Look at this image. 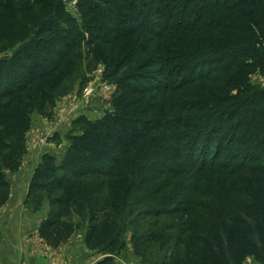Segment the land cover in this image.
Here are the masks:
<instances>
[{
  "label": "trees",
  "instance_id": "trees-1",
  "mask_svg": "<svg viewBox=\"0 0 264 264\" xmlns=\"http://www.w3.org/2000/svg\"><path fill=\"white\" fill-rule=\"evenodd\" d=\"M77 9L66 0H0V208L32 115L51 117L64 84L74 89L79 78L83 87L102 63V80L115 86L112 110L74 119L65 157L56 164L45 153L29 180L24 207L36 213L48 202L40 240L57 249L77 235L67 202L100 177L109 195L81 239L102 254L95 264H115L128 215L118 209L131 191L140 216L159 217L179 213L168 205L177 196L186 212L220 185L238 195L231 209L216 194L211 215L184 220L174 247L183 250L158 264H264V88L251 81L264 76V0H78ZM82 51L85 70L73 78ZM125 165L132 184L123 193ZM146 233L131 234L133 249H150L156 233Z\"/></svg>",
  "mask_w": 264,
  "mask_h": 264
},
{
  "label": "rangeland",
  "instance_id": "rangeland-1",
  "mask_svg": "<svg viewBox=\"0 0 264 264\" xmlns=\"http://www.w3.org/2000/svg\"><path fill=\"white\" fill-rule=\"evenodd\" d=\"M77 4L78 0H66L67 9L70 10L72 14H77ZM84 56V51H82V55L80 56L77 64V75L73 78L80 77V75L85 70ZM104 72L105 66L101 63L96 65L95 69L87 74V79H89L87 81V84L83 87H81V85L79 84V78H77L75 84H72V87L75 86L74 89L70 90L72 82L71 80L68 84H64L65 86H67V90L64 92V95L59 96L56 99L54 108L51 112V117L39 114L32 115V125L30 130L28 131L29 134L27 133L26 135V146H29L31 144V142L27 140V137L33 142L37 137L42 136L44 137L42 145L43 147L46 146V148L43 149V151L40 150V153L37 152V155H35L33 158L29 157L26 161L25 154L22 163H24V166H26L23 172L21 171V169L19 171V168L18 171L14 173L6 172L10 183L12 182V179L14 181L16 177H23L24 179L25 177H28L29 181L34 173L33 171L36 168V165L39 163L45 153L51 154L52 157H54L56 164H59L68 152L67 149L69 147L70 136H68L67 133L71 129V123L74 119L79 116H85L87 119L97 120L104 116L106 112H110L112 110L109 98L111 97V92L114 91L115 86L113 84H110L109 82H104L102 80ZM251 81L257 84L259 87L264 88V76H262L260 73L253 74L251 76ZM104 85H107V87H103ZM85 87H87L88 92H90L87 96L83 95L82 92ZM76 134L81 135L82 133L81 131H78ZM37 160L38 162H36ZM121 167L122 166H119V169ZM123 171L125 177L123 178L122 185H120L119 189H121L124 193V191L132 183L129 176V166H123ZM93 177L95 176H92V178ZM100 181H103V178L97 177L94 180L85 181V184H81V189L78 190L77 199L74 201L70 199L67 202L66 217L68 220H75V222L80 224V229L77 231L76 237H78V240L80 241V244L84 249L86 248L82 242L81 237L91 226V217L97 215V211L103 208L105 204L104 200L108 198L109 195L108 186L106 184L102 186L103 192L101 191ZM217 188L219 189V191L217 192H215V188H211L209 190L210 194H207L212 196L208 198H199V196H196V205L199 207H196L195 209H192V207L186 212L185 209L188 207L186 204L187 200L182 196H177L176 200H174L171 204L169 203L168 205L171 209L177 208L179 213H166L165 215L159 217L140 216V212L136 211V209L133 208L136 206V204L131 201L132 199H134V190L131 191L128 194L129 198H127L130 199V201L125 205L124 208L122 205L118 209V213H120L121 211H126L128 212V215H122L123 222H121L120 224V232L124 238V241H126V249L120 254L119 258L115 259V264H122V262H124L123 264H158L164 261V259L168 260L171 254L181 252L183 250V246H178L177 249H174V247L176 248L177 237L180 236L181 232L184 231L185 226L183 225V222L184 220L190 221L189 216L191 215V213L195 214V217H198L199 215L200 217L202 215H211L210 209H212V205L214 204L212 198H214L216 194L219 195L221 201H225L227 210L231 209V204L234 201L233 199L235 197L238 198V195L235 194L236 191L231 190V187H221L219 185V187ZM27 189L28 185H26V189L25 191H23L25 195ZM84 192H86L87 194L86 198H84L83 195H79V193ZM97 192H99V194H97ZM123 193L120 197L121 199ZM216 202L219 203L218 200ZM89 204H91L92 206L89 209L90 211L87 210L89 208ZM147 205L150 207V204ZM130 209L133 213H130ZM32 214H34L39 219V221L44 219L48 215V202H43V205L40 206L37 212ZM151 231L156 233V240L152 244L150 249L146 250V246H144L141 249L134 248V250L133 244L130 242L131 234H133V232H136L137 235H141L145 232L150 233ZM168 238V245H165V241ZM161 246L165 247L161 248ZM92 253V261H97L102 255L97 252ZM206 264L220 263L217 261H212ZM244 264L257 263L253 261V259L249 258L245 260Z\"/></svg>",
  "mask_w": 264,
  "mask_h": 264
},
{
  "label": "crops",
  "instance_id": "crops-1",
  "mask_svg": "<svg viewBox=\"0 0 264 264\" xmlns=\"http://www.w3.org/2000/svg\"><path fill=\"white\" fill-rule=\"evenodd\" d=\"M27 140L31 144L26 146L25 161L46 148L42 145V136L33 142L28 137ZM25 166L22 163L19 171L23 172ZM28 182V177L12 179L9 199L0 208V264H94L93 253L83 248L76 235L57 249L40 240L37 234L40 221L23 205V191Z\"/></svg>",
  "mask_w": 264,
  "mask_h": 264
},
{
  "label": "built area",
  "instance_id": "built-area-1",
  "mask_svg": "<svg viewBox=\"0 0 264 264\" xmlns=\"http://www.w3.org/2000/svg\"><path fill=\"white\" fill-rule=\"evenodd\" d=\"M103 87H107V85H104ZM83 95L87 96L90 92H88L87 87L84 88V90L82 91Z\"/></svg>",
  "mask_w": 264,
  "mask_h": 264
}]
</instances>
